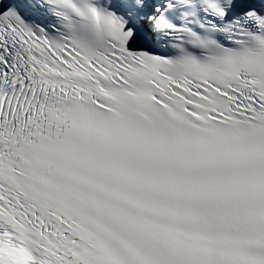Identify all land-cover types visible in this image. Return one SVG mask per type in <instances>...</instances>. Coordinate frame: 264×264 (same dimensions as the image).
<instances>
[{
  "label": "snow or ice",
  "instance_id": "obj_1",
  "mask_svg": "<svg viewBox=\"0 0 264 264\" xmlns=\"http://www.w3.org/2000/svg\"><path fill=\"white\" fill-rule=\"evenodd\" d=\"M0 264H264V0H0Z\"/></svg>",
  "mask_w": 264,
  "mask_h": 264
}]
</instances>
